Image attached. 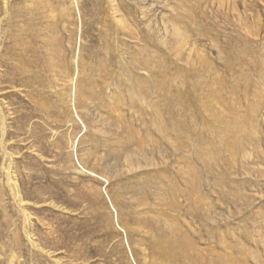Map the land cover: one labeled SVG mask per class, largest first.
I'll return each mask as SVG.
<instances>
[{"label": "rangeland", "instance_id": "1", "mask_svg": "<svg viewBox=\"0 0 264 264\" xmlns=\"http://www.w3.org/2000/svg\"><path fill=\"white\" fill-rule=\"evenodd\" d=\"M105 1L0 0V264H264V0Z\"/></svg>", "mask_w": 264, "mask_h": 264}, {"label": "bare ground", "instance_id": "2", "mask_svg": "<svg viewBox=\"0 0 264 264\" xmlns=\"http://www.w3.org/2000/svg\"><path fill=\"white\" fill-rule=\"evenodd\" d=\"M107 3L109 4V11H110V15L112 17V20H114V22L117 24V26H119L118 28H121L123 30H125V32H127L128 35H133L134 32L131 28V25L127 22L126 18L123 16V13L121 14V8H122V4L118 1V0H106ZM105 1V2H106ZM159 1V0H158ZM176 1V0H175ZM144 2V0H143ZM152 2V1H151ZM165 2V1H164ZM154 3V2H153ZM157 3V2H156ZM163 3V2H162ZM160 4V3H158ZM157 4V5H158ZM164 4V3H163ZM147 5V4H146ZM148 6V5H147ZM149 7V6H148ZM144 8V7H143ZM150 8V7H149ZM142 9V8H141ZM141 14L143 13L141 10ZM139 11V12H140ZM138 12V13H139ZM178 12V11H177ZM183 12V11H182ZM181 12V13H182ZM164 13V10H163ZM191 15H194V11H192V13L190 12ZM147 15V13H146ZM170 15V14H169ZM183 15V14H182ZM181 15V16H182ZM127 16V15H126ZM143 16V15H142ZM153 16V14H152ZM163 16L162 13L160 15V17ZM179 16V15H177ZM145 17V15H144ZM181 18V17H180ZM143 19V18H142ZM152 19V18H151ZM161 19V24L160 27L157 28V26L153 29L152 26H150L149 24L146 25L148 28V31L153 32V34L155 33L156 35H158L159 37H161L162 39H164L162 42H164L165 44L168 42V38L170 39V37L172 36V39L174 40V45L177 46V48L181 51H183L184 49L187 50L188 52V56L191 57V54L194 50V44H191L188 40L189 35L187 33V31L184 29V27L181 25V22H177L175 20H170V18L168 17H161L159 18V20ZM191 19V18H190ZM150 20V19H149ZM184 20V19H183ZM182 21V20H181ZM185 21V20H184ZM194 21V20H193ZM155 22V21H154ZM153 22V23H154ZM186 22V21H185ZM184 22V23H185ZM195 22V21H194ZM187 24V23H186ZM192 24V23H190ZM197 24V23H196ZM156 25V24H155ZM194 25V24H193ZM185 26V25H184ZM187 26V25H186ZM192 26V25H191ZM195 26V25H194ZM190 27V26H189ZM189 29V28H187ZM117 31V30H116ZM189 32V31H188ZM119 34V33H118ZM121 34V33H120ZM138 34V33H137ZM108 35V34H107ZM137 36V35H136ZM157 36V38H158ZM119 37V36H118ZM110 38V37H109ZM132 38V37H131ZM160 38V39H161ZM170 39V40H172ZM122 42V41H121ZM121 45V44H120ZM167 45V44H166ZM115 46V45H114ZM117 46V45H116ZM100 47V46H99ZM172 48V46H171ZM174 48V46H173ZM174 50V49H173ZM198 55V54H197ZM200 57V56H199ZM193 59V58H192ZM196 59V58H195ZM199 59V58H198ZM196 61V60H195ZM79 63V62H77ZM145 63V62H144ZM79 65V64H78ZM83 66V65H82ZM148 66V65H147ZM80 68V67H79ZM139 68V67H138ZM144 68V67H143ZM79 70V69H78ZM127 80L131 79V76H127ZM76 86V85H75ZM87 91V90H86ZM88 94V92H86ZM90 94V93H89ZM82 96V95H81ZM88 96V95H87ZM86 96V97H87ZM85 98V97H84ZM76 99V98H75ZM87 99V98H86ZM89 100V98L87 99ZM86 100V101H87ZM88 103V102H87ZM84 107V106H83ZM87 108V107H86ZM83 109V108H82ZM87 112V111H86ZM99 117V116H98ZM99 120H102V118H100ZM103 121V120H102ZM105 122V121H104ZM242 148V147H241ZM233 149V148H232ZM241 150V149H240ZM246 150V149H245ZM135 156H133V154H129L127 155V159L126 162L127 163H132L133 162V158ZM144 158L147 160V157L144 156ZM138 163H141V161H137ZM146 165H151L150 162L145 161ZM17 187V186H16ZM18 189V187H17ZM16 190V189H15ZM11 263V262H10Z\"/></svg>", "mask_w": 264, "mask_h": 264}]
</instances>
